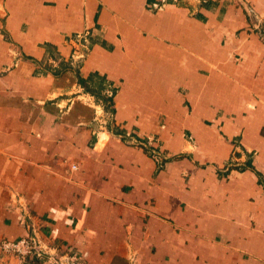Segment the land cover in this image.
Wrapping results in <instances>:
<instances>
[{"label": "crops", "instance_id": "obj_1", "mask_svg": "<svg viewBox=\"0 0 264 264\" xmlns=\"http://www.w3.org/2000/svg\"><path fill=\"white\" fill-rule=\"evenodd\" d=\"M244 1L252 24L239 0H0V242L264 264V0ZM85 31L58 70L47 45L66 62ZM91 73L117 88L112 116L77 82Z\"/></svg>", "mask_w": 264, "mask_h": 264}, {"label": "built area", "instance_id": "obj_2", "mask_svg": "<svg viewBox=\"0 0 264 264\" xmlns=\"http://www.w3.org/2000/svg\"><path fill=\"white\" fill-rule=\"evenodd\" d=\"M246 15L250 18L257 19L253 9L244 0H239ZM252 26V25H251ZM253 29L260 35H264V27L262 25H254ZM72 40L73 48L69 59L66 61L70 66L77 68L83 58H85L89 51V33L87 31L76 34L69 38ZM152 139H148L146 144L139 143V145L150 146ZM153 157L160 163V153L153 151ZM0 249L4 252L17 255L23 260H39L41 262L47 261L51 264H83V259L80 254L71 251L64 254L57 253L56 249L45 247L39 242L35 236L27 235L16 241H1Z\"/></svg>", "mask_w": 264, "mask_h": 264}, {"label": "trees", "instance_id": "obj_3", "mask_svg": "<svg viewBox=\"0 0 264 264\" xmlns=\"http://www.w3.org/2000/svg\"><path fill=\"white\" fill-rule=\"evenodd\" d=\"M148 1L150 2L151 0ZM248 19L250 24H252L253 20L250 17H248ZM47 52L50 56H52V59L58 60L57 63L58 70L64 71L67 68H72L68 62H64L61 59L59 60V57L53 50V47H51L50 45H47ZM58 70L56 69L53 70V73L57 75L59 73ZM77 82L85 93L91 95L95 99V101L102 106L104 112H108L111 116L113 115L114 109L112 107V98L114 97L117 91L116 87L112 86V84L104 76H101L98 73H91L86 78H82L81 76L77 75ZM107 90L109 91V94L106 95L105 91ZM247 168L253 169V167H251L250 165V158H248L246 163L242 166L230 163L229 166L227 167L226 173H228L232 169L243 171ZM24 264H41V261L36 259L30 261L26 260Z\"/></svg>", "mask_w": 264, "mask_h": 264}, {"label": "rangeland", "instance_id": "obj_4", "mask_svg": "<svg viewBox=\"0 0 264 264\" xmlns=\"http://www.w3.org/2000/svg\"><path fill=\"white\" fill-rule=\"evenodd\" d=\"M108 93H109V92H108ZM107 123H108V122H107ZM107 123H106V124H107Z\"/></svg>", "mask_w": 264, "mask_h": 264}]
</instances>
